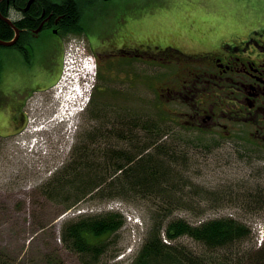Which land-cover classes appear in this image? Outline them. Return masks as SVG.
<instances>
[{"label": "rangeland", "instance_id": "374dc122", "mask_svg": "<svg viewBox=\"0 0 264 264\" xmlns=\"http://www.w3.org/2000/svg\"><path fill=\"white\" fill-rule=\"evenodd\" d=\"M76 1L81 8L83 26L82 35L78 36L96 45L103 53L97 59L98 66L101 62L99 67L102 74L98 87L108 93L101 101L104 102L109 119L118 112L123 115L124 109L148 112L145 106L152 105L150 100L156 96V91L166 89L167 83L176 84V94L172 92L175 97L190 94L189 89H184L186 84L183 75L187 71L183 70V64L178 65L174 60L168 63L163 58V64L155 65L147 56H143V51L154 53V47H170L192 55L195 49H209L199 41L201 39L215 38L219 40L215 44L219 45L225 40L231 41L237 34V27L257 25L264 29V0ZM249 31L250 28L239 31L240 37L243 38ZM49 40L45 36L37 44L38 53L42 48L50 50L47 47ZM36 42L37 39H34L33 43ZM124 47L135 48L143 59L126 62L125 59L131 58L116 52ZM24 57L15 48L0 46V99L5 100V103H0V126L9 113L8 101L13 98L11 90H4L6 73L21 65L19 61ZM155 79L158 81L157 90ZM144 83L151 85L145 88ZM129 93L133 96H128ZM111 94L116 98H111ZM165 97L169 98L167 94L163 99ZM168 104L180 114L188 109L175 100L168 101ZM150 109L152 111V107ZM101 124L102 121L98 119L84 120L80 132L84 133L86 129L93 131V127L99 128ZM103 124L104 127L113 126L107 122ZM172 127L171 135L175 139L167 138V141L180 145L188 153L186 160L190 171L186 174L193 185L210 192H220L223 202L213 205L209 201L200 200L191 207L188 205L185 209L175 211L170 218H183L198 224L200 221L229 216L251 226L254 235L250 239L234 244L227 252L221 251V258L231 257L234 260L232 264H250L252 255L264 247V242L259 246L256 241L259 232L264 230V152L261 157L258 152L246 155L242 148L235 146L233 139L221 140L214 133L199 129L190 131V126L179 124L178 121H172ZM8 145L9 140L0 144V151ZM5 162L6 158L0 157V173H4ZM181 173L184 174L183 171ZM36 175L34 172L33 176ZM29 177L35 180V177ZM42 187L24 192L23 188L15 185V188L0 191L1 252L12 255L18 261L25 260L28 264H45L48 256L60 257L65 264H83L78 256L63 246L60 240L62 226L77 217L79 209L93 215L101 214L104 212L102 209H106L105 212L120 211L125 215L127 223L108 238L107 252L97 264L132 263L147 237L153 201L99 202L88 196L78 204L74 210L75 215L69 213L65 216L63 205L48 199ZM253 198L259 199L256 205L251 204ZM178 242L195 252L203 251L201 245L189 238Z\"/></svg>", "mask_w": 264, "mask_h": 264}, {"label": "trees", "instance_id": "16d2710c", "mask_svg": "<svg viewBox=\"0 0 264 264\" xmlns=\"http://www.w3.org/2000/svg\"><path fill=\"white\" fill-rule=\"evenodd\" d=\"M16 2V6L22 8L28 0ZM47 5L53 6L59 14H65V7H70L67 10L69 15L65 16L67 32L83 31L77 2L65 1L61 7L48 2ZM10 34L8 25L0 20V40L8 41ZM155 48L180 64L191 58L178 48ZM199 54L204 55L198 51L192 55ZM101 76L100 72V79ZM107 95L105 90L96 88L85 121L98 119L102 121V127L80 132L68 164L43 185L44 195L63 205L66 211L75 208L88 196L99 202L115 199L153 201L147 237L131 264H232L231 257L221 258V251L227 252L234 244L250 239L253 236L250 226L232 217L209 219L198 224L183 218H170L175 211L188 205L191 207L200 200L213 205L223 202L220 192L193 185L186 174L190 171L186 160L188 153L180 145L167 141V138L175 139L171 135L173 111L163 105L157 113L124 110L120 115L115 111L118 113L109 119L101 101ZM104 122L113 126L104 127ZM258 201L253 198L251 204L256 205ZM124 225L125 218L118 212L84 213L63 224L60 240L83 264H97L107 252L108 238ZM183 238L197 242L203 251L195 252L179 244ZM17 261L12 255L0 251V264H28L25 260ZM45 264L65 263L60 257L48 256ZM250 264H264V247L252 255Z\"/></svg>", "mask_w": 264, "mask_h": 264}, {"label": "flooded vegetation", "instance_id": "af4514ba", "mask_svg": "<svg viewBox=\"0 0 264 264\" xmlns=\"http://www.w3.org/2000/svg\"><path fill=\"white\" fill-rule=\"evenodd\" d=\"M30 1L18 8L16 0H0V20L11 31L8 41L16 32L2 17L12 19L20 30L15 47L28 57V69H17L24 74L9 73L8 77L13 98L8 101L9 113L4 117L6 120L0 131L9 130L12 135L25 123L22 110L34 89L50 88L59 78L69 38L65 16L69 15L67 10L70 7H65V14H59L53 6L47 5L48 2L61 7L62 2L69 0H54V3L50 0ZM45 36L50 39L47 45L50 50L42 48L38 53L37 44ZM34 39H37L36 43H33ZM89 45L96 55H101L96 45ZM206 48L210 51L201 56L202 59L192 61L184 76V89L190 90V94L184 96L190 99V112L186 113L190 118V130L223 132L226 135H239L246 130L256 148L264 151V32L257 31L249 38ZM120 53L141 56L136 50L126 48ZM144 53L155 65L163 59L160 51ZM154 84L157 90L156 79ZM149 85L144 83L145 88ZM19 92L22 94L18 95ZM161 95H154L155 100L160 101Z\"/></svg>", "mask_w": 264, "mask_h": 264}, {"label": "water", "instance_id": "95a60500", "mask_svg": "<svg viewBox=\"0 0 264 264\" xmlns=\"http://www.w3.org/2000/svg\"><path fill=\"white\" fill-rule=\"evenodd\" d=\"M32 1V0H31ZM31 1H30V3H31ZM29 3V4H30ZM6 22H8L10 25H12L14 28H15V31H16V37H15V39L13 40V41H10V42H5V41H1L0 40V45H4V46H12V45H14V44H16L17 43V41H18V38H19V31H18V29H16V27L14 26V24L12 23V21H10L8 18H5V17H2Z\"/></svg>", "mask_w": 264, "mask_h": 264}]
</instances>
